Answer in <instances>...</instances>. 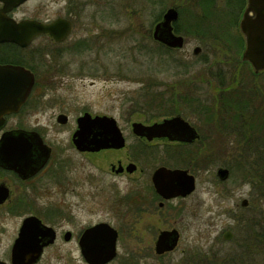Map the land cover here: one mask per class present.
Returning a JSON list of instances; mask_svg holds the SVG:
<instances>
[{"label":"rangeland","instance_id":"1","mask_svg":"<svg viewBox=\"0 0 264 264\" xmlns=\"http://www.w3.org/2000/svg\"><path fill=\"white\" fill-rule=\"evenodd\" d=\"M63 5V0H30L25 7L48 10L53 17L62 14ZM187 5L184 0H69L75 15L69 37L56 45L37 41V88L22 126L39 129L54 155L62 157L65 163L54 168L55 175H65L72 189L63 195L51 182L36 204L70 212L72 222L81 226L101 220L119 224L125 206L115 196L127 193L133 179L114 177L107 168L124 151L99 152L90 156L93 161L80 155L71 143L75 118L84 112L114 118L126 137L124 150L132 152L131 146L138 144L133 122L149 125L179 115L200 134L189 149L190 158H180L195 177L194 191L177 202L182 210L180 243L158 258L148 249L150 236L124 232L118 241L120 260L130 252V261L137 264H264L263 248L239 245L244 235H252L245 220L264 222V172L262 177L253 174V161L264 163L259 154L264 152V73L254 75L239 59L238 47L232 55L234 47L214 25L217 11L208 13L203 2L191 9ZM170 6L180 7L182 21L198 22L197 16L208 20L196 30L188 28L189 33L181 31L185 43L177 49L165 48L151 35L153 24ZM194 46L200 52L194 53ZM241 102L245 110L237 116L232 104L239 108ZM210 112L217 127L208 119ZM58 113L68 115L65 124L56 121ZM220 167L228 170L224 180L216 174ZM88 172L95 175L93 181ZM13 221L2 216V254ZM225 232H231L230 239L223 238ZM72 245L58 240L39 264H84Z\"/></svg>","mask_w":264,"mask_h":264},{"label":"flooded vegetation","instance_id":"2","mask_svg":"<svg viewBox=\"0 0 264 264\" xmlns=\"http://www.w3.org/2000/svg\"><path fill=\"white\" fill-rule=\"evenodd\" d=\"M29 1L30 0H25L19 5L9 7L8 9L6 8L4 12L5 18L10 19L15 23H21L22 21L49 23L60 18L70 23L71 33L75 15L70 9H68L69 0H63L64 5L62 6V14L53 17L48 14V10H35L32 7H25L26 3ZM184 1L188 3L186 7L189 8L194 3L203 2L205 5L209 6L208 8L204 6L208 13H214L217 11L215 15H219V17L217 24L214 25L219 26L218 34L224 37V40L234 47V49L231 48L232 55H234L235 46L236 48L238 47L239 59L243 63L248 64L242 59V54L245 48V39L240 30V20L246 9L247 0ZM3 6L4 4L0 2V9ZM179 6H170L166 8L159 16V19L153 24V29L154 26L162 20L163 14L167 9H174L176 12V18L171 22V31L173 35L182 38L179 45L182 46L185 43L186 36L185 34H182L181 31L189 33L188 28L195 29L202 24L207 25L208 20L203 21V17L197 16L199 18L198 22L195 21L193 23L191 19L182 21L180 18ZM231 28H233V32H231ZM68 37L58 43L48 34H38L25 44H19L15 41L9 40L0 41V66L22 68L33 77V85L23 99V102L21 101L22 103L20 102L19 105L12 103L11 106H0V144L1 139L5 136L13 138L12 143L5 142L4 149H0V239L2 235V216H9L14 220L11 228L12 232L7 240L4 253H0V264H27L31 257L33 258V261L31 260L28 264H39L47 249L53 247L58 240H62L64 243L73 244L72 247L74 246L75 250L79 253L84 264H137L136 262L130 261V252L127 257L120 260L121 253H119L118 241H120V236L124 232L136 236L139 235L141 237L147 235L150 236L152 239L148 249L158 258L170 254L178 247L181 238L179 221H181L182 216L179 214L182 210L177 208V202L179 199L184 200L188 198L195 188L185 196L178 195L166 198L156 190L152 177L154 172L161 167L169 170H184L187 174L192 175L193 173L190 172L191 166H189V164L187 165V163L183 164L184 161H180V158L182 157L184 159L186 154L190 158L189 149L193 146L195 142L194 139L191 141H181L170 139L168 136H153L148 138L144 135L141 136L135 134L132 131L131 124V132L138 140L137 145L131 146L132 152L124 150L126 146V137L123 133L122 135L124 136L125 144L122 148L99 149L96 151H80L74 148L80 155L87 156L90 161H93L90 156L95 155L96 158V154H99V152H118L123 149L124 155L119 156L115 160H111L108 163L107 168V173L114 177H123L129 180L133 179L131 180L133 183L130 185V190L127 191V193L125 192L122 196H115V198H119L118 203H122V205L125 206L123 210L125 213L122 214V216L125 217L120 219L119 224L113 225L109 221L101 220L81 226L72 222L74 220L72 218L73 215L71 216L72 213L70 212H62L60 210H54L53 212L50 211L51 209L49 210V208L36 204V201L41 199L43 195L47 193V189L49 188L47 184L51 182H53V185L58 186L57 188L63 195L67 193L68 188L72 189L68 186L70 182L64 178L65 175H55L56 172L54 168L57 165L60 166L65 163L62 157L57 158L54 155L52 145L45 140L39 129L22 126L24 113L31 110L32 101L34 100V91H36L35 89L37 88V71L41 65L40 58L37 52L34 51V45H36L37 41L40 39H45L48 41L47 43L55 45L61 44ZM157 42L165 48L177 49L165 46V43L163 42ZM193 52H200V47L194 46ZM251 70L256 76L264 73V70L254 71L253 68ZM7 73H12V70L7 71ZM22 77L26 78L27 76L23 74ZM1 88L2 86H0V89ZM10 88L11 90H15L14 87L10 86ZM227 89L228 88L225 90ZM224 101L226 100L224 99ZM241 103L239 104V108L236 107L234 109L237 116H242V111L245 110L243 108L245 102ZM223 104L225 105L224 102ZM209 114L211 116V112ZM59 115H64L66 117V123L68 115L66 113H58L56 121ZM77 117L75 118V123ZM209 117L208 119L211 120L212 116ZM212 120L217 122L216 119L212 118ZM199 135L200 134L198 133L196 139L199 138ZM163 145L166 147L163 152L156 149ZM9 147H12V149L9 150ZM10 160L16 164L15 168H10L8 166ZM192 176L194 177V175ZM52 177L54 179L53 181L50 180ZM86 177L90 181L95 179V175L91 174V172H88ZM136 185H139V187L137 188ZM63 202H65V199ZM131 209L132 211L130 212ZM153 216H156L157 220L153 218ZM29 218H33V220L28 221L27 219ZM34 219H37L41 226L36 224ZM26 221L27 225H29L26 232L27 237L20 235L21 229ZM94 227H101L100 229L110 233V236L114 234V239L112 241L110 238L113 255L110 256L112 251H109L108 247L110 248V244H108L106 246L107 250L103 247L104 254L97 259V262L95 261L96 263L90 262L85 254L87 250L85 245V235ZM47 228L51 229L53 232L52 240L47 235V231L50 233V230ZM171 231L176 232V245L171 250L157 253L156 243L158 237L163 232L172 233ZM96 233H98V231H96ZM21 237L23 240L20 239ZM38 245L41 246V249L37 259L34 261V249L36 246L38 247ZM13 249L24 253L20 259L18 255L13 257Z\"/></svg>","mask_w":264,"mask_h":264},{"label":"water","instance_id":"3","mask_svg":"<svg viewBox=\"0 0 264 264\" xmlns=\"http://www.w3.org/2000/svg\"><path fill=\"white\" fill-rule=\"evenodd\" d=\"M4 2L5 7L17 5L24 0H0ZM247 8L243 14L240 22L241 31L245 37V51L243 52V59L248 61L255 71L264 69V0H247ZM176 18L174 9H168L164 14L163 21L158 23L153 32L155 39L164 41L168 45L179 46L181 37L173 36L171 33L170 22ZM70 31V23L62 19H57L50 24L43 25L38 22H24L14 23L13 21L3 16L0 10V40H14L17 43H27L37 33H49L55 41L63 40ZM12 73H7L11 71ZM24 71L20 68L0 67V106H11L19 104L28 93L33 79L29 74L28 79L22 77ZM26 73V72H25ZM14 87L15 90H11ZM14 106V105H13ZM66 117L64 115L58 116V122L64 123ZM132 130L135 134L151 138L153 136H168L170 139H177L181 141H191L197 137L196 131L188 123L183 121L180 117L166 118L162 122H155L152 125H143L142 123H133ZM13 138L5 136L1 139L0 149H4V143H12ZM72 142L78 150L94 151L102 148H120L124 145V140L121 136L120 130L116 126L113 118L107 116H94L84 113L77 118V129L72 135ZM12 147H9L11 150ZM48 149V148H47ZM10 168H15L16 164L11 160L8 162ZM227 175V170L219 169L218 176L224 179ZM156 190L166 198L173 196H185L194 189V178L188 175L186 171L175 169L169 170L164 167L157 169L152 177ZM246 200L241 201L242 206H246ZM32 221L33 218L27 219ZM36 224L40 225L37 219H34ZM27 221L21 229V236H26L28 229ZM101 227H94L90 229L85 235V245L87 250L85 252L86 258L94 263L104 254L103 247L110 244L114 239V234L110 236L107 231H102ZM48 229V228H47ZM48 232V237L52 240L53 232L51 229ZM108 230V229H107ZM98 231V233H96ZM163 232L157 240L156 251L161 253L166 250H171L176 245V232ZM99 234V235H97ZM96 236V237H95ZM111 238V241H110ZM225 239L230 238V233L224 234ZM23 240V238H20ZM109 240V241H107ZM41 246L38 245L34 249V261L40 252ZM21 250V249H20ZM107 250V249H106ZM19 251V250H18ZM13 249V257L19 256V259L24 254ZM113 255V251L110 256ZM33 258H29L27 264ZM95 262V263H96Z\"/></svg>","mask_w":264,"mask_h":264},{"label":"trees","instance_id":"4","mask_svg":"<svg viewBox=\"0 0 264 264\" xmlns=\"http://www.w3.org/2000/svg\"><path fill=\"white\" fill-rule=\"evenodd\" d=\"M227 102L229 101L230 103H233L231 102L229 99L227 98H224ZM236 103V102H235ZM236 105V104H235ZM237 107L233 105L232 109H235ZM257 109V108H254V110ZM253 110V111H254ZM256 111H259V110H256ZM255 112V111H254ZM244 115L246 117H250L251 114H248L246 112H244ZM253 117V116H252ZM248 118V119H249ZM255 119V118H254ZM256 121V119H255ZM257 123V122H256ZM213 125H215L217 127V123H213ZM257 144V143H256ZM255 144V145H256ZM260 155H262L263 157L261 158L262 161H264V152L262 151V153H259ZM258 154V155H259ZM241 160V159H240ZM253 174L256 173V174H259V177H262L263 176V172H264V163H259V161L257 160V158L253 161ZM261 173V174H260ZM263 179V178H262ZM264 182V180H263ZM246 221V227L248 228V230L252 233L251 236H248V235H244V240L241 241L239 243L240 247H248V246H252V247H258L260 249H264V222L262 224L259 225V220L257 218V220H245ZM246 230L244 231V234H246ZM239 242V241H238ZM242 251H245L246 250H242ZM250 252L253 253V250L250 249ZM236 259H238L239 261L242 260L243 258H239V257H236ZM236 263V262H235Z\"/></svg>","mask_w":264,"mask_h":264}]
</instances>
